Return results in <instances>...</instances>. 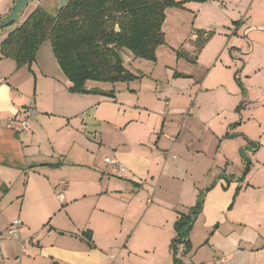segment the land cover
Wrapping results in <instances>:
<instances>
[{"label": "crops", "instance_id": "0c3cea01", "mask_svg": "<svg viewBox=\"0 0 264 264\" xmlns=\"http://www.w3.org/2000/svg\"><path fill=\"white\" fill-rule=\"evenodd\" d=\"M14 2L0 0V21ZM37 6L56 13L58 0L31 1L0 33V43ZM184 13L165 11L166 45L154 63L123 59L137 79L86 83L87 90L112 91V98L70 93L48 41L29 67L16 68L0 54L1 124L35 110L27 132H0V264H171L131 237L147 215L150 225L162 224L164 199L166 225L175 229L178 214L186 212L183 196L196 203L197 187L205 193L189 227L184 264H264V173L239 182V175L218 172L245 145L230 142V124L247 121L241 136L256 156L264 155V27L248 26L244 38L234 35L224 43L221 35L209 39L215 47L209 59H216L207 67L200 105L198 97L191 101L188 80L196 63L175 55L191 51L197 38ZM170 35L178 43L169 45ZM237 68L245 74L247 98L236 123L224 106L240 100L230 80ZM152 200L158 206H148ZM15 219L22 224L18 240L5 234Z\"/></svg>", "mask_w": 264, "mask_h": 264}, {"label": "trees", "instance_id": "16d2710c", "mask_svg": "<svg viewBox=\"0 0 264 264\" xmlns=\"http://www.w3.org/2000/svg\"><path fill=\"white\" fill-rule=\"evenodd\" d=\"M187 1L68 0L56 13L37 6L0 43V54L2 58L11 59L16 68L29 67L39 47L48 41L58 66L71 84L70 93L112 98V91L87 90L86 83L116 84L137 79L126 69L123 59L154 63L157 49L166 45L162 31L165 11L183 9ZM199 38L197 36L196 42ZM175 55L187 60L180 49ZM248 171L247 164L241 177ZM195 213L190 211L189 216L178 218L174 225L178 232L174 241L182 239L186 248L189 242L181 235V230L187 233Z\"/></svg>", "mask_w": 264, "mask_h": 264}, {"label": "rangeland", "instance_id": "374dc122", "mask_svg": "<svg viewBox=\"0 0 264 264\" xmlns=\"http://www.w3.org/2000/svg\"><path fill=\"white\" fill-rule=\"evenodd\" d=\"M32 4V3H31ZM183 9L187 11V13L184 15L187 16V19H189V24L191 28L193 29V32L196 34V36H199L200 38L198 41L193 42L192 47L189 50L186 51L182 50L184 54L186 55L185 61L195 66V69L192 72L193 76H189L188 80H191L192 86H193V92L194 95H192L191 101L196 97H198L197 101L201 105V96L199 95H205V75L207 67L213 63L212 61L214 59L210 58V54L208 55V51L214 47V41L212 43H209V39L216 37V36H222V43H224L226 40L232 38L234 35L236 37L244 38L245 34H243V29L248 26H253L256 30L257 27H264V0H210L207 2H197V1H187L183 5ZM182 9V10H183ZM229 19V24L224 25L223 21L224 19ZM235 21V22H233ZM9 26L0 29V33L4 30H7ZM182 30V29H181ZM186 30V29H185ZM185 35L184 31H181ZM236 33V34H234ZM199 34V35H197ZM251 34L247 35L248 38H251ZM169 41V45L178 43L175 36H169L167 37ZM217 38V37H216ZM210 39V40H211ZM214 40V39H213ZM217 40V39H216ZM211 42V41H210ZM207 46V51H205V46ZM221 43V44H222ZM168 45V44H167ZM220 46V43L217 42L216 50H218ZM162 47V46H161ZM206 53V56H205ZM214 53H216L214 51ZM215 55V54H214ZM222 58V57H221ZM212 59V60H211ZM184 61V62H185ZM186 63V62H185ZM187 63V64H188ZM130 67V66H128ZM241 67V66H240ZM241 68H237L235 71L232 72V76L230 77V80L233 82L234 86L237 89V92L239 94L238 102L231 106V104H226L224 106L225 108V115H234L236 123L240 119L239 117L244 115V106L246 104L245 98H247V92L245 89L242 90V85H245L246 78L244 77L245 74H241L242 71H240ZM146 78H149V74H145ZM237 79V82L235 79ZM224 81V79H223ZM151 81H147L146 84H151ZM201 89V90H200ZM243 93L240 97V94ZM233 97L234 95L231 94ZM205 98V96H202ZM163 104V103H162ZM202 107V106H201ZM201 109V108H200ZM203 110L205 111V106L203 107ZM202 112V111H201ZM205 117V113L203 114ZM224 115V117H225ZM247 121L244 120L243 124L237 126L235 124L232 125V137H231V143L232 144H245L242 146L239 151L237 150V154L234 159L227 161L226 168H220L218 172L224 173V169L227 174L237 177L239 175L240 178L239 182H244L246 180V176L243 178L241 177L243 174V171L245 169V166L248 164L249 171L246 175H249L250 173L253 174L252 176L257 177L259 173H264V155L259 153L258 156L254 154V150L247 144V141L244 137H242V133H245L246 128L249 126L246 124V126L242 129L241 126H243ZM239 128V130H238ZM248 130V129H247ZM225 137V134H224ZM167 154V153H166ZM171 155V153H168ZM233 155L232 153L230 154ZM263 161V162H262ZM219 176V175H218ZM247 178V181H248ZM180 184H182V179L178 178ZM197 187V186H195ZM196 191L200 194L199 199L197 202H191L189 199H187V196H183L184 203H185V213H179L178 217L185 218L187 215L189 216L190 211L194 210L197 211L198 208H201L202 201L204 198L205 189L197 187ZM169 203L166 199L161 201L162 206V213L163 217L160 219V223H162L160 226L156 225L152 226L150 225L151 218L147 215L145 218V222L140 225V228L133 234L131 237V243L134 244L135 242H139L140 246L144 247V250H147L150 252V256H152V251H155L156 256H158L160 259L164 260L165 258L171 263V264H184L187 263V255L190 252L189 247L186 248L184 241L181 239L179 242H175L174 239L178 237V232L175 231L173 228H169L166 224L169 225V217L166 215V204ZM148 206H158L156 202L153 200L148 203ZM200 210V209H199ZM198 210V211H199ZM196 216V215H194ZM198 216V215H197ZM194 218L192 219L190 223V227L193 225ZM157 220V219H155ZM169 230V232H166ZM181 235L184 236V238L189 241V229L187 233L184 232V229L181 230ZM152 247H156V249H153Z\"/></svg>", "mask_w": 264, "mask_h": 264}, {"label": "built area", "instance_id": "2783aa9c", "mask_svg": "<svg viewBox=\"0 0 264 264\" xmlns=\"http://www.w3.org/2000/svg\"><path fill=\"white\" fill-rule=\"evenodd\" d=\"M42 0H32V2L39 3ZM35 114V110L32 108L27 109L26 116L23 117H18V116H10L7 117L3 120V125L1 124L0 121V132L1 130H9L14 133H24L29 130V121L28 118L31 117L32 115ZM104 161L107 164H110L112 166H115L119 172H124V168L119 165L116 161L110 159V158H105ZM59 200L62 199V195H58ZM150 203V201H148ZM21 221L18 219H15L11 222L9 227L7 228L5 234L7 237L11 239H19V231L21 229Z\"/></svg>", "mask_w": 264, "mask_h": 264}, {"label": "water", "instance_id": "95a60500", "mask_svg": "<svg viewBox=\"0 0 264 264\" xmlns=\"http://www.w3.org/2000/svg\"><path fill=\"white\" fill-rule=\"evenodd\" d=\"M32 0H15L10 13L7 17H5L2 21H0V29L5 28L7 26H10L13 24L18 17V15L21 13V11L27 7V5ZM68 0H58V10H61L65 7Z\"/></svg>", "mask_w": 264, "mask_h": 264}]
</instances>
